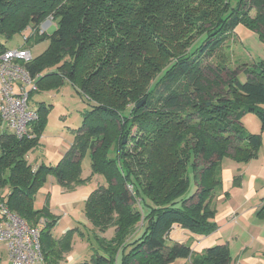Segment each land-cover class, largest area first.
Listing matches in <instances>:
<instances>
[{
  "label": "trees",
  "instance_id": "1",
  "mask_svg": "<svg viewBox=\"0 0 264 264\" xmlns=\"http://www.w3.org/2000/svg\"><path fill=\"white\" fill-rule=\"evenodd\" d=\"M48 18L57 25L49 37L41 32ZM239 26L264 44V0H240L236 8L230 0H0V56L26 30L24 45L48 38L28 66L33 75L44 72L39 89L69 82L90 106L56 167L28 161L46 123L43 106L34 139L0 133V201L38 228L43 264H61L74 235L56 239V219L42 224L44 212L34 208L50 175L68 191L94 176L105 180L85 206L97 249L80 264L231 263L226 244L195 255L169 235L176 226L214 233L223 160L247 164L258 156L261 136L246 133L241 119L255 114L264 130V62L236 69L208 62ZM88 149L91 174L83 179ZM191 176L195 191L185 197ZM258 217L264 219V199Z\"/></svg>",
  "mask_w": 264,
  "mask_h": 264
},
{
  "label": "rangeland",
  "instance_id": "2",
  "mask_svg": "<svg viewBox=\"0 0 264 264\" xmlns=\"http://www.w3.org/2000/svg\"><path fill=\"white\" fill-rule=\"evenodd\" d=\"M239 1L230 0L231 7L236 8ZM254 14L253 11L252 15ZM41 26L46 29L47 37L51 36L57 28L56 22L52 18L46 19ZM29 36H31V30H26L22 35L15 36L6 45L8 49H17L24 46L31 51L33 59L37 58L48 48L50 41L46 38L37 44L24 45V37L28 38ZM215 56L209 59L208 62L217 64L218 61L223 60L229 69H236L242 64L248 65L264 60V44L259 40L258 35L243 26H239L230 35L225 45L216 52ZM38 75L41 78L44 72L38 73ZM239 75L240 80L245 82V75L241 73ZM42 87L40 89L38 87V91L30 97L31 107L37 110L41 106L46 108V110L42 109L41 112L42 117L44 113L46 114V123L39 138V146L31 151L28 157V161L33 168L41 164L56 167L62 161L75 142V131L82 125L83 113L90 110L87 101L77 93L69 82L58 88L42 89ZM2 120L0 117V133L6 131L16 137L11 128L7 127V124ZM241 123L246 133L261 136L258 156L247 164H239L230 158L223 160L221 164L222 186L221 190L216 193L213 205L217 216L230 212L231 214L237 213L239 219V217L245 215L246 219H243V221H240L241 219L237 220L235 225L236 230L239 231V240L231 242L232 254L235 256L240 251V246L244 244L249 247L247 255L250 256L253 252H260L264 249V219L258 217L264 199V130H262L261 120L255 114H246L242 117ZM135 128H131L130 131L133 133ZM127 140L130 142V138ZM110 157H114L113 152L110 153ZM81 166V177L83 179L88 178L91 174L89 149L85 152ZM236 177H240L241 186L235 185ZM104 184L103 177L94 176L91 181L68 191L59 185L55 176L50 175L38 190L35 196L34 208L44 212L41 223L52 224L55 223L54 218L56 219L53 229V236L56 239H61L68 231H74L72 251L63 252L61 264L90 262L94 249H97L95 230L86 218L85 206L89 196L100 185ZM194 191L195 185L191 176L190 187L185 197L191 195ZM235 219V215H233L232 220L235 221ZM248 226L249 229H247ZM78 232L83 234L84 239L78 235ZM113 234L114 229H110L105 233V237L111 239ZM252 236H255V240H252ZM175 237L178 238V235ZM231 240L230 238L229 241ZM63 246L65 247V244ZM0 264H11L7 248L3 244H0ZM37 264L43 263L39 262Z\"/></svg>",
  "mask_w": 264,
  "mask_h": 264
},
{
  "label": "built area",
  "instance_id": "3",
  "mask_svg": "<svg viewBox=\"0 0 264 264\" xmlns=\"http://www.w3.org/2000/svg\"><path fill=\"white\" fill-rule=\"evenodd\" d=\"M45 31L41 27V32ZM32 60L27 48L8 49L0 56V117L19 139L35 138L33 125L39 120L38 110L30 106L40 79L28 68ZM0 216V244L6 246L11 264L42 262L38 228L29 227L2 202Z\"/></svg>",
  "mask_w": 264,
  "mask_h": 264
},
{
  "label": "crops",
  "instance_id": "4",
  "mask_svg": "<svg viewBox=\"0 0 264 264\" xmlns=\"http://www.w3.org/2000/svg\"><path fill=\"white\" fill-rule=\"evenodd\" d=\"M261 61L264 62V60ZM233 215H235V221L232 220ZM238 216L239 215L237 213L231 214L230 212L220 216H217L216 213L215 222L217 224V230L207 236L192 234L191 232H188L176 226L174 227V230L170 233V239L171 241L188 244L189 246H191L192 251L195 255H201L209 247L226 244L229 247L231 253L230 264H264V249L260 252L255 251L250 254V256H248L247 252L249 251V247H247V245L245 246L244 244H242L239 248L240 251L236 253L235 256L232 254L231 242H233L234 240H239V231L236 230L235 225L237 224V220L241 219L240 221H243V219H246L245 215H242L241 217H239V219ZM249 228L250 227L248 226L247 229ZM176 235H178V238L175 237ZM230 238L232 239L231 241H229ZM252 240H255V236H252ZM188 263L189 262L187 260H177L173 264Z\"/></svg>",
  "mask_w": 264,
  "mask_h": 264
},
{
  "label": "water",
  "instance_id": "5",
  "mask_svg": "<svg viewBox=\"0 0 264 264\" xmlns=\"http://www.w3.org/2000/svg\"><path fill=\"white\" fill-rule=\"evenodd\" d=\"M141 104V103H140ZM140 104L138 105V107L140 106Z\"/></svg>",
  "mask_w": 264,
  "mask_h": 264
}]
</instances>
